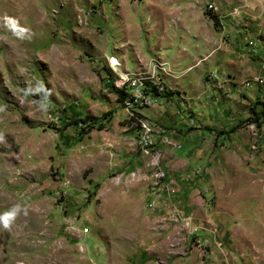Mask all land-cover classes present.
Segmentation results:
<instances>
[{
	"label": "rangeland",
	"instance_id": "obj_1",
	"mask_svg": "<svg viewBox=\"0 0 264 264\" xmlns=\"http://www.w3.org/2000/svg\"><path fill=\"white\" fill-rule=\"evenodd\" d=\"M262 112L264 0H0V264H264Z\"/></svg>",
	"mask_w": 264,
	"mask_h": 264
},
{
	"label": "crops",
	"instance_id": "obj_2",
	"mask_svg": "<svg viewBox=\"0 0 264 264\" xmlns=\"http://www.w3.org/2000/svg\"><path fill=\"white\" fill-rule=\"evenodd\" d=\"M184 30V28H180L179 30L172 31V33L170 34L171 39H168L167 37L169 36V31H165L164 36L160 35L158 39L156 38V42L158 44L156 51L158 52L160 57L165 56L164 51H168L169 49L172 50V48L176 49L179 45H181L180 41H183V38H181L180 35L184 36Z\"/></svg>",
	"mask_w": 264,
	"mask_h": 264
},
{
	"label": "trees",
	"instance_id": "obj_3",
	"mask_svg": "<svg viewBox=\"0 0 264 264\" xmlns=\"http://www.w3.org/2000/svg\"><path fill=\"white\" fill-rule=\"evenodd\" d=\"M210 19H211V21L214 23L215 22V18L213 17V16H210L209 17ZM111 88H113L112 86H111ZM150 88L152 89V91L153 92H155L156 91V88H154L153 86H150ZM114 93L117 95V98H118V102L120 103V104H123V102H125L126 101V99L128 98V95H126V93L124 92V90H114ZM156 93V92H155ZM262 114H263V116H264V112H262ZM133 116L137 119V120H139V119H142V117L140 116V115H138V114H136V113H133ZM84 120V119H83ZM81 121V122H88L87 124H85V126H86V128H87V130H86V132H85V134L86 133H88L90 130H92L93 129V124H95V123H98V125L100 126V124H99V122H100V120L98 119H96V118H87V119H85V121ZM263 120H264V117H263Z\"/></svg>",
	"mask_w": 264,
	"mask_h": 264
},
{
	"label": "clouds",
	"instance_id": "obj_4",
	"mask_svg": "<svg viewBox=\"0 0 264 264\" xmlns=\"http://www.w3.org/2000/svg\"><path fill=\"white\" fill-rule=\"evenodd\" d=\"M3 137L0 135V142H2ZM17 208H14L13 210L6 212L2 215H0V227H2L4 230H10L12 227V224L17 216ZM26 214V213H25Z\"/></svg>",
	"mask_w": 264,
	"mask_h": 264
},
{
	"label": "built area",
	"instance_id": "obj_5",
	"mask_svg": "<svg viewBox=\"0 0 264 264\" xmlns=\"http://www.w3.org/2000/svg\"><path fill=\"white\" fill-rule=\"evenodd\" d=\"M109 64L111 65V67L116 68L111 62H109ZM123 86H129L132 89H138L142 85H139L138 83L132 82L130 80H126V74H123L117 81V87L122 88ZM120 90H124V88Z\"/></svg>",
	"mask_w": 264,
	"mask_h": 264
},
{
	"label": "bare ground",
	"instance_id": "obj_6",
	"mask_svg": "<svg viewBox=\"0 0 264 264\" xmlns=\"http://www.w3.org/2000/svg\"><path fill=\"white\" fill-rule=\"evenodd\" d=\"M18 8V7H17ZM112 63V61H110ZM113 64V63H112ZM114 65V64H113ZM115 66V65H114ZM116 67V66H115Z\"/></svg>",
	"mask_w": 264,
	"mask_h": 264
}]
</instances>
